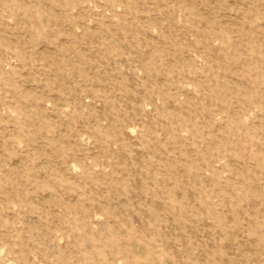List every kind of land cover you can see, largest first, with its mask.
Returning a JSON list of instances; mask_svg holds the SVG:
<instances>
[{"label": "rangeland", "instance_id": "obj_1", "mask_svg": "<svg viewBox=\"0 0 264 264\" xmlns=\"http://www.w3.org/2000/svg\"><path fill=\"white\" fill-rule=\"evenodd\" d=\"M0 264H264V0H0Z\"/></svg>", "mask_w": 264, "mask_h": 264}]
</instances>
